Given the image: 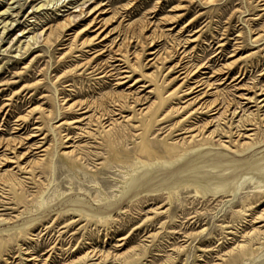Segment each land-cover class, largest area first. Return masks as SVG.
<instances>
[{
  "label": "rangeland",
  "instance_id": "obj_1",
  "mask_svg": "<svg viewBox=\"0 0 264 264\" xmlns=\"http://www.w3.org/2000/svg\"><path fill=\"white\" fill-rule=\"evenodd\" d=\"M46 1L0 0V264H264V0Z\"/></svg>",
  "mask_w": 264,
  "mask_h": 264
},
{
  "label": "bare ground",
  "instance_id": "obj_2",
  "mask_svg": "<svg viewBox=\"0 0 264 264\" xmlns=\"http://www.w3.org/2000/svg\"><path fill=\"white\" fill-rule=\"evenodd\" d=\"M60 1H62V0H53V1H49V0H47L46 1V4L45 5H42V7L43 6H54V5H57V4H59L60 3ZM7 11H5L4 13H2L1 14V16H5L7 13H6ZM80 12H82V11H80ZM83 14V13H82ZM71 20V19H70ZM66 21V20H65ZM68 21V20H67ZM95 21V20H94ZM69 23V22H68ZM72 23V22H71ZM3 24V21L1 22L0 21V26ZM62 24V23H61ZM91 25H92V23H91ZM59 26H60V24H59ZM68 26H70V25H68ZM67 27V26H66ZM6 29V26H4L3 27V29ZM4 29V30H5ZM52 29V28H51ZM61 30V29H60ZM59 30V31H60ZM62 30H63V28H62ZM45 32V31H44ZM43 32V33H44ZM61 32V31H60ZM51 33V32H50ZM53 33V32H52ZM52 33H51V35H52ZM105 33V32H104ZM54 34H55V30H54ZM101 34H102V32H101ZM24 35V34H23ZM44 35V34H43ZM48 35V34H47ZM51 35H48V36H50L51 37ZM106 36V35H105ZM108 36V35H107ZM32 38H31V40L32 41H34V44H36V41H35V38L33 37V36H31ZM47 37V36H46ZM45 37V38H46ZM57 37H58V35H57ZM76 37V36H75ZM25 38V37H24ZM36 38H37V36H36ZM49 38V37H48ZM100 38V37H99ZM47 39V38H46ZM50 39V38H49ZM49 39H47V40H49ZM94 39V38H93ZM58 40L60 41L61 39H59L58 38ZM100 40V39H99ZM38 41V40H37ZM44 42H45V40H43ZM50 41H52L51 39H50ZM91 41V40H90ZM85 42H86V40H85ZM32 43V42H31ZM58 43V42H57ZM84 43V42H83ZM89 43V42H88ZM38 44V43H37ZM48 44V43H47ZM51 44H52V42H51ZM90 44V43H89ZM23 45L25 46V49L27 48V47H30L31 46V44H30V41L29 42H26V43H23ZM49 45H50V42H49ZM23 48V47H22ZM33 48V47H32ZM118 48L120 49V47L118 46ZM115 49V48H114ZM18 51H19V49H18ZM204 65V64H203ZM192 73V72H191ZM205 86V85H204ZM210 86H212V85H210ZM213 87V86H212ZM207 106V105H206ZM205 107V106H204ZM208 107H209V105H208ZM207 108V107H206ZM180 110V109H179ZM206 110V109H205ZM106 126V125H105ZM187 128V127H186ZM197 129H198V127H197ZM201 129V128H200ZM199 132V131H198ZM194 135V134H193ZM190 138V137H189ZM66 139V138H65ZM189 141V140H188ZM8 146V145H7ZM8 149H10V147L8 148ZM13 150V149H12ZM22 156V155H21ZM20 158V157H19ZM8 159V158H7ZM21 159H22V157H21ZM21 159H19V161L21 160ZM39 162V161H38ZM36 163V162H35ZM37 164V163H36ZM17 165V164H16ZM29 167V166H28ZM24 168V167H23ZM21 169V168H20ZM33 169V168H32ZM24 170V169H23ZM259 220V219H258ZM252 232V231H251ZM122 246V245H121ZM236 247V246H235ZM100 253V252H99ZM124 255V254H123ZM122 255V256H123ZM97 256V255H96ZM109 257V256H108ZM117 257V256H116ZM120 257V256H119ZM102 258V257H101ZM114 258V257H113ZM82 259V258H81ZM108 259V258H107ZM100 260V259H99ZM100 262V261H99ZM72 264V263H71ZM75 264V263H74Z\"/></svg>",
  "mask_w": 264,
  "mask_h": 264
}]
</instances>
